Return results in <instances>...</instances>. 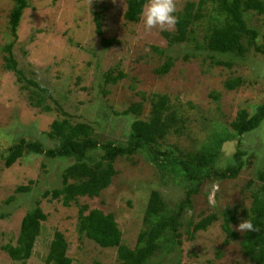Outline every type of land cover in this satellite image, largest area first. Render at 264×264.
<instances>
[{
    "label": "rangeland",
    "instance_id": "1",
    "mask_svg": "<svg viewBox=\"0 0 264 264\" xmlns=\"http://www.w3.org/2000/svg\"><path fill=\"white\" fill-rule=\"evenodd\" d=\"M26 1L12 37L8 19L13 2L0 0V246L15 244L22 216L36 203L46 218L29 258L12 261L0 250V264H45L55 231L63 235L70 264H117L115 248H100L77 234L78 209L86 206L87 211L97 209L111 214L121 234V244L132 249L143 229L142 217L150 193L157 192L165 206L172 209L184 197L181 179L150 164L146 152H135L114 160L115 175L96 197H79L63 207L60 199L43 198L42 192L61 186V175L73 159L24 153L4 167L7 149L19 140L37 141L44 149L54 147L56 140L46 133L51 122L62 119L70 124H88L99 143L125 145L131 123L148 119L149 98L155 94L165 95L184 122L178 134L167 133L161 147L174 145L181 152L196 151L202 137L205 139L213 129L229 132L227 125L238 109L250 113L264 102V49L257 53L249 47L241 57L234 58L196 47L204 41L209 27L215 25L209 18L215 3L208 0L199 8L198 0H176V12L193 3L201 19L193 25V43L173 45H167L160 29L145 31L140 15L137 22L124 21L125 0ZM94 11L102 15L101 37L115 39L117 44L106 49L100 46V37L94 34ZM245 21L258 32L255 45H260L264 15L249 13ZM9 42L16 69L46 93L4 68L2 47ZM167 58L172 61L169 71L154 75L152 71ZM108 70L112 75L121 72L124 77L114 84L105 83ZM235 77L240 78L241 85L225 91L223 82ZM132 103L140 105L138 115L119 114ZM260 125L252 133L221 144L213 168L220 170L232 164V154L237 149L244 153V167L236 178L218 181L215 207L209 206L207 196L217 181L204 182L191 198L190 209L184 208L179 216L170 251L160 249L147 264H251L239 250L238 238L224 244L220 212L225 207L235 205L241 210L250 205V194L258 185L255 173L264 169V120ZM100 153L94 150L88 163L97 160ZM20 186H28L29 190L15 192ZM208 215H215L216 220L204 231L193 232L192 226ZM238 218V223L245 219Z\"/></svg>",
    "mask_w": 264,
    "mask_h": 264
},
{
    "label": "trees",
    "instance_id": "2",
    "mask_svg": "<svg viewBox=\"0 0 264 264\" xmlns=\"http://www.w3.org/2000/svg\"><path fill=\"white\" fill-rule=\"evenodd\" d=\"M13 6L9 12V32L15 36L22 10L27 7L26 0H11ZM207 0H198L196 7L199 8ZM213 7L214 15L209 18L215 25L204 37V41L196 47L214 54L231 55L239 58L243 53L252 48L254 52L262 53L264 49V33L260 35L262 43L255 45L258 32L247 26L245 16L254 13L264 15V0H208ZM147 0H125V9L122 18L126 22H137L143 6ZM194 4H186L176 12L178 23L171 31H163L162 37L167 45L194 42L193 25L201 19L200 11H194ZM92 22L94 34L100 37V46L106 49L110 45L117 44L115 39L101 37V13L94 11ZM246 14V15H245ZM162 53L161 50L153 48ZM4 52V68L13 72L17 79H24L18 69L12 53V42L2 47ZM229 67V63L215 62ZM172 61L167 58L152 73L156 76L165 75L171 68ZM108 70L104 74V82L114 84L121 80L124 75L117 72L111 74ZM18 79V80H20ZM24 81L34 89H40L46 93L37 83L31 80ZM239 77L225 80V91L235 90L241 85ZM216 98V97H214ZM149 117L147 120H134L131 123V131L127 136L125 145H115L111 141L99 143L92 135L91 127L86 123L70 124L66 119L56 120L50 123L46 136L56 140V145L44 149L37 141L19 140L7 149L4 156V167H9L24 153L42 155L49 159H68L73 161L61 175V186L42 192L43 198L49 200L60 199L63 207H68L79 197L94 198L102 189H105L115 175L113 162L118 157H124L135 152H146V158L150 164L158 170L171 174L173 178H180L185 185V193L180 201L172 209H168L159 198L157 192L152 191L146 202L142 222L143 229L137 234L135 245L132 249L121 244V234L111 214H104L97 209L87 211L86 206H81L77 211L76 232L79 236L92 241L100 248H115L117 264H147L154 254L164 249L170 251L171 238L178 227V219L182 211L190 209L191 198L199 193L201 185L207 180L221 181L237 177L245 162L241 160L243 152L238 149L232 154V164L223 169L213 168L215 158L221 144L245 134L252 133L264 120V102L256 105L250 113L244 109H238L228 123L229 132L224 128L220 131L212 130L205 139L202 137V145L196 151L181 152L174 145L162 148L161 143L167 133L178 134L182 128L183 119L169 104L165 95H151L149 98ZM140 111L138 103H132L120 115L136 114ZM65 115L63 112H61ZM161 147V148H160ZM160 148V149H159ZM94 150H99L101 155L97 160L89 157ZM255 179L258 185L250 194V205L247 209H238L237 206L225 207L220 212L221 230L225 234L224 244L229 240L238 238V247L242 255L251 264H264V169L257 170ZM28 186L15 188V192L28 191ZM11 200V199H10ZM9 200V201H10ZM87 211V212H86ZM240 216L251 219L254 224L261 227L258 233H245L237 235L231 230L236 225ZM2 217V215H0ZM46 215L41 211L38 203L26 211L22 216L18 234L14 245L5 244L0 246L12 261H25L29 258L34 241L40 233L41 223ZM216 220L215 215H208L192 226V231H204ZM161 242H164L163 246ZM67 244L63 235L57 231L52 234L45 255V264H70L71 260L65 255ZM169 249V250H168Z\"/></svg>",
    "mask_w": 264,
    "mask_h": 264
},
{
    "label": "clouds",
    "instance_id": "3",
    "mask_svg": "<svg viewBox=\"0 0 264 264\" xmlns=\"http://www.w3.org/2000/svg\"><path fill=\"white\" fill-rule=\"evenodd\" d=\"M177 11L176 0H147L143 6L140 17L144 25L145 31L150 32L153 29L161 31L171 30L178 23V17L175 15ZM219 182L211 185L207 200L211 207L216 206V196L219 192ZM234 231L245 233H258L261 227L254 224L251 219H244L235 226H231Z\"/></svg>",
    "mask_w": 264,
    "mask_h": 264
}]
</instances>
